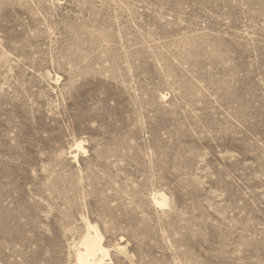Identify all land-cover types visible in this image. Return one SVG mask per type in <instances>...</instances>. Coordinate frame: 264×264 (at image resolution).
Instances as JSON below:
<instances>
[{
	"label": "rangeland",
	"instance_id": "obj_1",
	"mask_svg": "<svg viewBox=\"0 0 264 264\" xmlns=\"http://www.w3.org/2000/svg\"><path fill=\"white\" fill-rule=\"evenodd\" d=\"M87 223L101 264H264V0H0V264Z\"/></svg>",
	"mask_w": 264,
	"mask_h": 264
},
{
	"label": "bare ground",
	"instance_id": "obj_2",
	"mask_svg": "<svg viewBox=\"0 0 264 264\" xmlns=\"http://www.w3.org/2000/svg\"><path fill=\"white\" fill-rule=\"evenodd\" d=\"M78 148L79 144L76 145ZM103 236L96 224L87 223L86 232L82 235L75 251L77 264H101L108 250L102 245Z\"/></svg>",
	"mask_w": 264,
	"mask_h": 264
}]
</instances>
